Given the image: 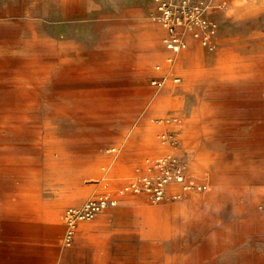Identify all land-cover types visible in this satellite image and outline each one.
<instances>
[{
	"label": "rangeland",
	"instance_id": "374dc122",
	"mask_svg": "<svg viewBox=\"0 0 264 264\" xmlns=\"http://www.w3.org/2000/svg\"><path fill=\"white\" fill-rule=\"evenodd\" d=\"M6 1L0 18L26 22H0V264H264V0H172L196 37L182 28L173 54L165 31L138 75L98 44L100 22L135 12L161 26L154 0ZM57 33L75 42L60 58ZM125 119L145 138L115 139ZM169 154L190 187L180 199L124 196L67 236L64 212L94 195L102 166L118 187Z\"/></svg>",
	"mask_w": 264,
	"mask_h": 264
},
{
	"label": "built area",
	"instance_id": "2783aa9c",
	"mask_svg": "<svg viewBox=\"0 0 264 264\" xmlns=\"http://www.w3.org/2000/svg\"><path fill=\"white\" fill-rule=\"evenodd\" d=\"M154 2L157 5L158 14L154 16V19L161 24L168 35L167 40H165L166 47L173 54H177L185 48L182 28L186 29L187 25L190 26L182 17V14L186 13L187 1H182L183 4L180 3L179 16L174 13L172 0H154ZM192 9L191 15L195 13L194 23L206 28V22L201 19L199 5L192 7ZM210 34H213V31ZM208 37V33H203V42H207ZM168 62H171V59H168ZM156 69H159V67L157 66ZM173 81L177 82L178 79ZM163 82V78H157L152 80L151 84L161 87ZM161 121L169 123L172 120ZM161 121L157 122L161 123ZM160 139L163 144L167 143L172 150L174 149L176 142L172 135L161 134ZM111 151L114 152L115 149H111ZM105 169L103 170L105 171ZM201 187L199 186L198 189H201ZM189 188L185 182L184 168L173 157V154L156 160L146 158L142 167H137L134 173L118 187H112L108 180L104 178L102 190L88 198L80 207L67 208L63 215L67 236L70 237L74 233L80 222L90 221L106 208L115 206L121 197L132 195L145 198L152 203H160L168 198L172 200L180 199Z\"/></svg>",
	"mask_w": 264,
	"mask_h": 264
},
{
	"label": "crops",
	"instance_id": "0c3cea01",
	"mask_svg": "<svg viewBox=\"0 0 264 264\" xmlns=\"http://www.w3.org/2000/svg\"><path fill=\"white\" fill-rule=\"evenodd\" d=\"M217 1L220 0H214V3H217ZM7 5L8 2L6 0H0V8H7ZM88 5L91 7V3ZM106 17L108 16L106 15ZM0 22H26V20L20 19L11 21L10 19L0 18ZM38 22H41V20H38ZM100 23H103L102 25H104V30L99 37L98 44H102L101 47L106 50L107 46L113 44V48L115 50L108 51L110 54H117L118 57L129 59L131 61V64L134 63L135 66L132 67L131 70H129L130 74L138 75V73H142L144 66H148L154 61L159 60L163 55V51H161L160 49V42L165 33V30L158 23L150 22L147 19H144L140 14L135 12H132L129 16H124V18H121L120 21ZM61 25L66 24L54 23L55 27H59ZM248 36L253 38L261 37L256 34H251ZM50 44V54L52 57L56 58H60L61 56H63L64 52L70 51L72 47L75 46V42L69 36V34L58 33L51 36ZM134 50H136L137 53H134ZM187 54L189 55V53H186V55ZM135 127V123L131 119H125L124 121L122 120V122L120 121L119 127L114 132L115 139H121L124 137H131L132 139L138 140L144 139L146 133L144 131V127L141 126L136 129ZM111 149H115V151L112 152ZM111 149L108 150V153H116V148L113 147ZM111 165L112 162L100 168V178L95 181L98 189L94 192V194L102 190V183L104 178L108 180L112 187L116 186H114L112 177L110 176ZM103 169H105V171ZM125 179L121 181H124ZM121 183L122 182L118 184ZM169 209V206H164L161 209L149 208L147 210L153 212ZM102 213L103 211L97 215H100ZM82 223L85 222H80L77 227Z\"/></svg>",
	"mask_w": 264,
	"mask_h": 264
},
{
	"label": "bare ground",
	"instance_id": "6f19581e",
	"mask_svg": "<svg viewBox=\"0 0 264 264\" xmlns=\"http://www.w3.org/2000/svg\"><path fill=\"white\" fill-rule=\"evenodd\" d=\"M212 3H213V0H212ZM192 30V27H190V26H186V32H185V36L187 35V34H189L191 37L192 36H194V37H196L195 35H194V33L193 34H191L189 31H191ZM172 64V63H171ZM194 178V177H193Z\"/></svg>",
	"mask_w": 264,
	"mask_h": 264
}]
</instances>
